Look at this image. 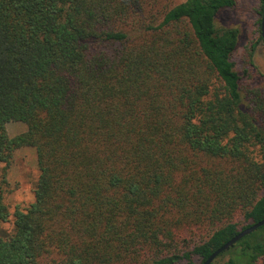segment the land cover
Returning <instances> with one entry per match:
<instances>
[{
    "label": "trees",
    "instance_id": "16d2710c",
    "mask_svg": "<svg viewBox=\"0 0 264 264\" xmlns=\"http://www.w3.org/2000/svg\"><path fill=\"white\" fill-rule=\"evenodd\" d=\"M236 6L0 0V164L35 148L40 173L9 233L0 188V264H204L264 220V87L218 25ZM212 264H264V227Z\"/></svg>",
    "mask_w": 264,
    "mask_h": 264
},
{
    "label": "rangeland",
    "instance_id": "374dc122",
    "mask_svg": "<svg viewBox=\"0 0 264 264\" xmlns=\"http://www.w3.org/2000/svg\"><path fill=\"white\" fill-rule=\"evenodd\" d=\"M182 1L184 0H175V3ZM260 6V0H237L235 9L225 10L219 15L218 25L240 30V41L234 54L237 69L244 75L245 82H256L264 87V41L260 39ZM255 44L256 48L253 49ZM26 130L27 126L21 122L7 125L10 137L20 135ZM39 174L35 148L19 149L10 165L0 164V188L12 214L11 221L3 225L5 232L12 231L16 209L25 210L34 202Z\"/></svg>",
    "mask_w": 264,
    "mask_h": 264
},
{
    "label": "water",
    "instance_id": "95a60500",
    "mask_svg": "<svg viewBox=\"0 0 264 264\" xmlns=\"http://www.w3.org/2000/svg\"><path fill=\"white\" fill-rule=\"evenodd\" d=\"M262 36L264 38V15H263V21H262ZM261 227H264V220L240 232L236 237H234L232 240H230L228 243H226L224 246H222L220 249L214 252L204 264H212L221 254L229 251L238 242H240L246 236L256 232Z\"/></svg>",
    "mask_w": 264,
    "mask_h": 264
}]
</instances>
